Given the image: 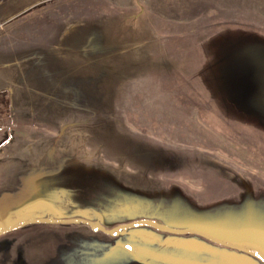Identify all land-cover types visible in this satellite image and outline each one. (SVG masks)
I'll return each instance as SVG.
<instances>
[{
  "label": "rangeland",
  "instance_id": "obj_1",
  "mask_svg": "<svg viewBox=\"0 0 264 264\" xmlns=\"http://www.w3.org/2000/svg\"><path fill=\"white\" fill-rule=\"evenodd\" d=\"M36 218L264 258V0H0V228ZM113 257L263 264L146 226L0 236V264Z\"/></svg>",
  "mask_w": 264,
  "mask_h": 264
},
{
  "label": "water",
  "instance_id": "obj_2",
  "mask_svg": "<svg viewBox=\"0 0 264 264\" xmlns=\"http://www.w3.org/2000/svg\"><path fill=\"white\" fill-rule=\"evenodd\" d=\"M34 224H47V225H57V224H80L83 226L88 227L92 232H96V233H102L104 235L107 236H112L115 235L118 232L130 229L132 227H137V226H146V227H150L156 231H159L161 233H167V234H173V235H197L200 236L210 242L216 243L218 245L230 248V249H234V250H251L254 251V249H251L249 247H245L242 245H230V244H225L222 243L220 241H217L215 239H213L212 237L208 236L207 234L199 231V230H194V229H172L169 228L167 226L164 225H160V224H156L153 223L151 221H146V220H141V221H135L129 224H123V225H119L116 226L112 229H105L103 228L101 225L97 224V223H92L88 220L85 219H81V218H71V219H45V218H36V219H28V220H24L21 221L19 223L13 224V225H9V226H5L0 228V236L7 234L9 232L18 230L20 228H23L25 226H29V225H34ZM258 255V259L264 263V258L260 253L255 252Z\"/></svg>",
  "mask_w": 264,
  "mask_h": 264
},
{
  "label": "trees",
  "instance_id": "obj_3",
  "mask_svg": "<svg viewBox=\"0 0 264 264\" xmlns=\"http://www.w3.org/2000/svg\"><path fill=\"white\" fill-rule=\"evenodd\" d=\"M120 233H121V232H118V233H116V235H117V234H120ZM240 252H242V253L248 255L249 257H252V259L258 261L259 263H262V262L258 259V255H257L254 251H251V250H242V251H240ZM263 264H264V263H263Z\"/></svg>",
  "mask_w": 264,
  "mask_h": 264
},
{
  "label": "crops",
  "instance_id": "obj_4",
  "mask_svg": "<svg viewBox=\"0 0 264 264\" xmlns=\"http://www.w3.org/2000/svg\"><path fill=\"white\" fill-rule=\"evenodd\" d=\"M133 260V259H132ZM112 261H113V264H121V262H120V258H118V260H116V257H113V259H112ZM133 261H135V259L133 260ZM136 263V262H135ZM136 264H141V263H136Z\"/></svg>",
  "mask_w": 264,
  "mask_h": 264
}]
</instances>
